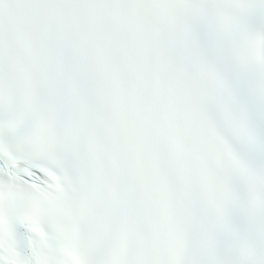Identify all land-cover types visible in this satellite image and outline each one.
Masks as SVG:
<instances>
[{
  "label": "snow or ice",
  "instance_id": "obj_1",
  "mask_svg": "<svg viewBox=\"0 0 264 264\" xmlns=\"http://www.w3.org/2000/svg\"><path fill=\"white\" fill-rule=\"evenodd\" d=\"M0 264H264V0H0Z\"/></svg>",
  "mask_w": 264,
  "mask_h": 264
}]
</instances>
